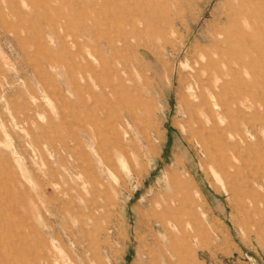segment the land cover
Returning <instances> with one entry per match:
<instances>
[{"label":"rangeland","instance_id":"obj_1","mask_svg":"<svg viewBox=\"0 0 264 264\" xmlns=\"http://www.w3.org/2000/svg\"><path fill=\"white\" fill-rule=\"evenodd\" d=\"M0 264H264V0H0Z\"/></svg>","mask_w":264,"mask_h":264}]
</instances>
